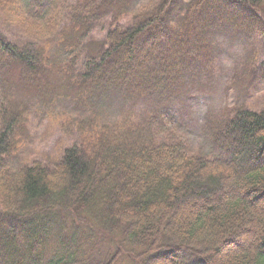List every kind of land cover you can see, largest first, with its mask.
Segmentation results:
<instances>
[{"label": "trees", "instance_id": "16d2710c", "mask_svg": "<svg viewBox=\"0 0 264 264\" xmlns=\"http://www.w3.org/2000/svg\"><path fill=\"white\" fill-rule=\"evenodd\" d=\"M137 1L0 0V85L75 79L85 55L84 95L165 102L220 28L264 38V0H153L131 15ZM104 17V40L86 42ZM15 107L0 105V264H264V113L240 108L220 126V157L133 124L66 149L54 169L14 171Z\"/></svg>", "mask_w": 264, "mask_h": 264}, {"label": "rangeland", "instance_id": "374dc122", "mask_svg": "<svg viewBox=\"0 0 264 264\" xmlns=\"http://www.w3.org/2000/svg\"><path fill=\"white\" fill-rule=\"evenodd\" d=\"M152 1L138 0L129 13ZM5 23L0 16V27L6 28ZM110 24L111 17L102 18L86 42H102ZM252 30L220 28L208 42V51L191 61L190 71L165 102L127 100L111 93L102 100L84 95L77 87L85 55L77 62L75 79L53 71L47 83L29 87L12 75L9 85H0V105L16 106L23 120L15 126L9 168L15 171L38 162L54 169L66 149L82 142L96 148L121 137L133 124L139 130L154 128L159 141H182L190 155L223 156L213 143L219 127L222 130L240 108L264 113V38ZM60 60L52 58L50 65H65L68 59ZM181 202L193 200L183 197Z\"/></svg>", "mask_w": 264, "mask_h": 264}]
</instances>
